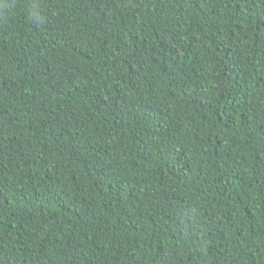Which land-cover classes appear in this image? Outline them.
<instances>
[{"label":"trees","instance_id":"16d2710c","mask_svg":"<svg viewBox=\"0 0 264 264\" xmlns=\"http://www.w3.org/2000/svg\"><path fill=\"white\" fill-rule=\"evenodd\" d=\"M0 264H264V0H0Z\"/></svg>","mask_w":264,"mask_h":264}]
</instances>
